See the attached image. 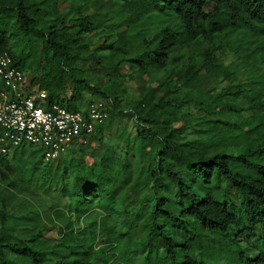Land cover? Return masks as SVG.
<instances>
[{"label":"trees","instance_id":"16d2710c","mask_svg":"<svg viewBox=\"0 0 264 264\" xmlns=\"http://www.w3.org/2000/svg\"><path fill=\"white\" fill-rule=\"evenodd\" d=\"M3 54L25 93L47 92L40 105L110 106L53 166L32 144L0 147V264H205L197 242L237 244L231 229H260L258 253L236 264H264V0H0ZM212 79L227 86L203 89ZM35 187L45 213L12 200Z\"/></svg>","mask_w":264,"mask_h":264},{"label":"built area","instance_id":"2783aa9c","mask_svg":"<svg viewBox=\"0 0 264 264\" xmlns=\"http://www.w3.org/2000/svg\"><path fill=\"white\" fill-rule=\"evenodd\" d=\"M8 54L0 56V79L5 89L0 91V146L7 152V144L21 143L42 147L45 160L67 154L76 142H88L95 127L104 123L110 102H93L84 111H70L56 102L48 106L47 92L25 93L23 73L12 66ZM11 93L15 94L12 100ZM109 105V106H108Z\"/></svg>","mask_w":264,"mask_h":264},{"label":"rangeland","instance_id":"374dc122","mask_svg":"<svg viewBox=\"0 0 264 264\" xmlns=\"http://www.w3.org/2000/svg\"><path fill=\"white\" fill-rule=\"evenodd\" d=\"M58 3L62 2L63 0H57ZM70 6L69 2H64L61 7L62 10H64L65 8H68ZM72 17H74V14H72ZM224 58L226 59V65L230 64L231 61L234 60V58H232V56L228 55V57L224 56ZM121 71L123 74H129L130 71H128L126 68H121ZM89 72V71H87ZM28 74H31L27 71ZM89 82L90 84L92 85H96L98 83V80L96 79V77H93V74L92 72H89ZM129 82V81H127ZM156 85L154 82L152 83H149V85L147 86V88L151 89V88H154ZM183 87L181 88V91H184V93L187 91V88L186 86L183 84L182 85ZM202 88L203 89H206L210 87L211 90L215 91V92H218V91H221L223 88H225L227 86V83L224 82L222 79L220 80H216V79H212V80H207L206 82H204L202 85ZM130 87V86H129ZM130 90V94L132 96L136 95V89L135 90ZM90 96L86 95L85 99H88L89 100ZM85 102V101H84ZM127 110L130 109V107H125ZM248 114V113H246ZM119 125V121H117V124H116V127ZM115 127V126H114ZM109 135H110V138L107 142H111L113 143V138H111L114 134V128L112 127L110 129V131H108ZM262 133H264V128H263V131ZM36 150L39 151L40 148L42 149V147H39V146H36L34 145ZM1 147V146H0ZM264 152V151H263ZM41 152L39 151V154ZM0 154H1V151H0ZM131 158V156H130ZM45 162L49 161L51 166L54 165V159H50V160H43ZM229 164L234 166L233 163H232V160L229 161ZM185 176L188 178L189 181H191V184L192 186L194 187H199L200 186V179L199 178H196V173L192 170H189V169H186L185 170ZM42 179H39L37 180L38 183H42ZM39 184V185H40ZM225 187L228 190V195L232 198V200L234 202H236L237 204H239L238 202V199H239V196H237L236 194V189L230 185V183H228V181H226L225 183ZM3 196L5 198H9V193L7 191H1ZM19 196V200L16 199V197L12 198L13 201H18L20 202L21 204V207H25V209L27 210H35V205H34V201H36V203H38V205L41 207L42 211L45 213L46 210H48L50 208V204L52 202V200H50V198L45 195L44 193L41 192V188H34L33 192H30L28 195H27V199L28 200H24L23 197H21L20 195ZM33 200H32V199ZM11 200V201H12ZM33 202V204H31ZM2 207L0 206V211H2ZM46 209V210H45ZM7 211L11 214L15 213L12 209L9 210L7 209ZM141 221L137 222V227L138 226H141ZM7 225L8 227L11 225V221L10 219L8 220L7 222ZM52 234L56 235V236H59L61 235V233L57 232L56 231V228H54L52 231H51ZM230 233L232 235H235L238 239H239V242L237 244H235L233 242V240H231L230 238L228 237H224L223 239L220 238L221 242H219L218 240L214 239L213 241H215V243L210 239V236L207 238L205 237L202 241H199L197 242V246L194 250V253H195V256L198 255V253H201L199 254L203 260L205 261V264H228L229 262L232 263L234 262L235 264L238 263V258L237 256L240 255V253L238 252L240 249H242L244 252H245V255L248 256V257H252L254 256L255 254L258 253V251L260 250V243H261V239L259 238V235H261V231L260 229L257 230V235H255V237H253L252 239H248L245 237V234L244 233H237V230L236 229H231L230 230ZM220 237H222V233L219 234ZM225 236V235H223ZM136 240H138V237H136ZM224 244V245H223ZM136 248H138V250L140 249V246H136ZM6 254L5 256L7 258H11V259H14L15 256L13 255V253H11L10 251L6 250ZM144 252H148V248H146L144 250ZM228 253V254H227ZM151 256H155V252H153L151 254ZM139 259V258H138ZM140 260V259H139ZM154 260V259H153ZM163 261H165L164 259H162ZM155 264L158 263V262H155L153 261ZM168 263V262H167ZM11 264H15V263H11ZM16 264H28L27 262H24L23 261H17ZM138 264H147L146 262H140Z\"/></svg>","mask_w":264,"mask_h":264},{"label":"crops","instance_id":"0c3cea01","mask_svg":"<svg viewBox=\"0 0 264 264\" xmlns=\"http://www.w3.org/2000/svg\"><path fill=\"white\" fill-rule=\"evenodd\" d=\"M76 144V143H75Z\"/></svg>","mask_w":264,"mask_h":264}]
</instances>
